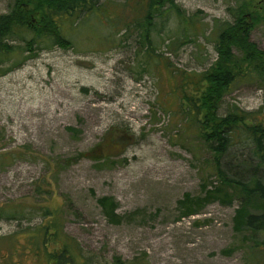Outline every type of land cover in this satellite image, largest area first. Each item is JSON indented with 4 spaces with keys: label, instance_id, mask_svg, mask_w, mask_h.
<instances>
[{
    "label": "rangeland",
    "instance_id": "1",
    "mask_svg": "<svg viewBox=\"0 0 264 264\" xmlns=\"http://www.w3.org/2000/svg\"><path fill=\"white\" fill-rule=\"evenodd\" d=\"M139 1L100 0L97 12L64 18L71 46L37 50L23 60L26 51L4 64L12 69L0 76V207L20 205L23 218H0V237L15 233L0 240V260L10 240L25 245L24 228L41 223L43 206H50L60 210L64 230L90 261L254 264L249 246L255 238L235 229L238 200L212 201L188 217L178 206L186 194L202 196L221 178L182 111L174 75L214 63L219 26L235 19L232 10L242 0H175L194 23L166 13L168 22L151 34L166 59L147 65L135 25ZM15 2L0 0V14ZM253 6L264 13V0ZM251 39L264 49V19ZM263 99L257 83L236 82L220 114L234 104L256 110ZM249 153L238 144L224 170L245 173L239 165ZM103 196L118 203L120 223L103 213ZM20 252L16 257L26 264H39L33 253Z\"/></svg>",
    "mask_w": 264,
    "mask_h": 264
},
{
    "label": "trees",
    "instance_id": "2",
    "mask_svg": "<svg viewBox=\"0 0 264 264\" xmlns=\"http://www.w3.org/2000/svg\"><path fill=\"white\" fill-rule=\"evenodd\" d=\"M254 2L242 0L232 10L235 19L219 26L218 56L209 68L199 73L182 71L174 75L180 79L177 78L176 92L182 111L196 127L221 178L220 185L205 186L202 196L186 194L178 206L180 216L188 217L199 213L212 201L227 204L238 200L235 229L248 231V239L255 238L249 246L251 256L254 264H264V99L256 110H246L234 104L225 114H220L224 97L236 82H255L264 93V49L251 39V32L264 19V13L253 6ZM136 4L135 9L141 16L135 25L140 31L139 43L146 48L144 61L147 65L154 58H165L163 53L156 51L151 39L158 24L163 27L171 13L177 14L185 24L193 25L194 20L184 15L175 0H140ZM167 4L170 5L166 7ZM99 7L100 0H16L7 13L0 14V76L12 69L4 64L19 53L29 51L23 56V60H27L37 50L55 45L71 46L72 42L63 34L64 18L76 15L80 19L87 13L97 12ZM15 37L22 43L10 41ZM238 144L247 145L250 150L249 156L239 165L245 173L230 175L223 168L224 159ZM96 154L92 155L97 160H108L107 154ZM98 202L110 221L121 222L118 203L113 197L103 196ZM21 212L20 205L0 207V218L19 220L23 218ZM43 213L41 223L24 228L28 230L24 246L15 245L10 240V250L2 256L0 264H26L24 257H16L18 250L23 256L33 253L39 264H143L140 261H90L80 243L64 230L60 210L43 206ZM14 236L15 233L4 235L0 240Z\"/></svg>",
    "mask_w": 264,
    "mask_h": 264
}]
</instances>
